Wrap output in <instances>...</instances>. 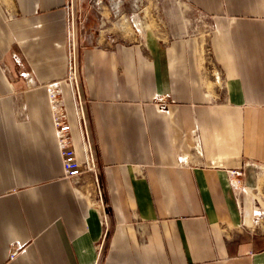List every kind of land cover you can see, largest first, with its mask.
Instances as JSON below:
<instances>
[{
  "label": "crops",
  "instance_id": "crops-1",
  "mask_svg": "<svg viewBox=\"0 0 264 264\" xmlns=\"http://www.w3.org/2000/svg\"><path fill=\"white\" fill-rule=\"evenodd\" d=\"M180 1L208 20L204 43L102 35L80 50L94 172L66 179L43 87L65 75L66 0H0V264H264V0Z\"/></svg>",
  "mask_w": 264,
  "mask_h": 264
},
{
  "label": "rangeland",
  "instance_id": "rangeland-1",
  "mask_svg": "<svg viewBox=\"0 0 264 264\" xmlns=\"http://www.w3.org/2000/svg\"><path fill=\"white\" fill-rule=\"evenodd\" d=\"M67 25L77 66L80 50L102 35L112 40L138 39L143 33L191 35L204 43L209 31L208 20L180 0H67ZM202 56L208 64L207 54Z\"/></svg>",
  "mask_w": 264,
  "mask_h": 264
},
{
  "label": "built area",
  "instance_id": "built-area-1",
  "mask_svg": "<svg viewBox=\"0 0 264 264\" xmlns=\"http://www.w3.org/2000/svg\"><path fill=\"white\" fill-rule=\"evenodd\" d=\"M67 9V0H66ZM65 38L63 42L64 58H65V75L59 81H52L43 85L46 92V99L48 103L51 125L54 133L56 147L60 158V165L62 175L66 179H76L85 173L94 172V161L89 149V142L87 133L84 127V116L82 112V104L78 94V66L76 46L72 41V34L69 33L67 25V10L65 13ZM12 63L15 67L21 68L20 58L12 53ZM17 76L20 78L25 77V73L21 70L17 71ZM59 86H66L69 91L73 114L79 126V138L83 152V161L78 162L75 160L70 141L69 126L66 120L63 103ZM154 100L158 103V110L160 112L166 111V97L156 96ZM228 182L232 190L234 201L239 208L237 198L245 188L241 183L243 177L242 170H231L228 172ZM236 195L238 197H236ZM240 209V208H239ZM15 255V250L9 254L10 258Z\"/></svg>",
  "mask_w": 264,
  "mask_h": 264
}]
</instances>
